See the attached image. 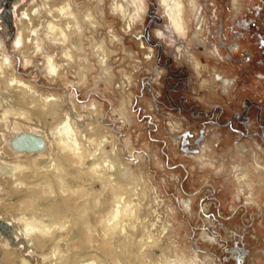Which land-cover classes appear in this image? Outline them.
<instances>
[{"label": "rangeland", "instance_id": "374dc122", "mask_svg": "<svg viewBox=\"0 0 264 264\" xmlns=\"http://www.w3.org/2000/svg\"><path fill=\"white\" fill-rule=\"evenodd\" d=\"M18 1V5L26 3L25 7L30 2V0ZM241 1L242 13L234 15L232 0H200L204 7L206 23L203 35L206 37L207 48L216 46L218 40L216 31L221 22L225 26V40L230 41L237 36L238 29L234 26V16L239 19L256 0ZM38 2L42 3V0ZM65 2L71 3L80 22L82 51L71 49L70 39L63 42L60 35H55V39L52 37L53 39L44 42L41 40L38 47L39 54L32 56L29 58L31 61L27 62L22 55V50L25 48L17 50L13 45L19 26L16 24L15 16L14 37L11 40L7 39L6 36L9 34L4 30H0V35L4 39L6 51L13 60L9 71L17 75L18 80L38 88L43 97H55V99L60 97L61 102L64 100L67 110L72 106L73 101L77 111L81 113V119H85L86 122L91 121L88 118L92 110V114L99 118L95 124L101 123L99 127L109 134V137L112 135L108 133L110 130L117 134L119 144H116V148L120 149L121 163L130 166L133 172L134 183L131 186L134 188V193L132 192L128 198L137 203L139 217L133 219L124 216L122 224H126L128 230L134 234L120 230L118 234L110 233L106 236L104 227L107 220L101 222L98 220L100 230L96 229L88 233L89 231L85 229L92 243H87L86 249L89 251L84 254L80 262L96 260L95 264H123L120 259L112 258L109 254L113 236L116 235L124 238L125 248L130 247L129 253H122L124 260L129 262L135 254L145 252L144 254H150L144 258L145 264H157L161 260L163 264L175 262L177 264H264V150L258 149L257 143L262 144L263 149L264 144L259 137L244 136L242 141L248 147L257 150L259 159L255 158V154L252 156L240 151L235 146L238 133L233 131L232 127L211 123L204 114L197 116L193 111L177 108L171 103L167 93L169 66L172 69L187 66L195 82L202 77L212 80L213 73L216 70L221 71L235 79L233 86L236 87L235 92L231 88L229 92L224 93L221 87L218 92L207 90L193 83L191 89L190 87L186 89L189 98L186 104L191 106L196 103L197 107L210 113L213 106L220 103L228 110L222 117L224 119L234 110L242 107L240 100L242 96L262 95L255 79L256 74L250 73L247 80L242 73L247 65H238L232 72L231 66L234 65L232 60L227 58L225 61L219 60L212 54L208 55L204 52L206 51L204 45L197 44L192 38L195 22L193 11L190 9L187 12L188 37L183 39L177 34L174 44L164 39L163 52L158 63V46L155 42L159 39L155 35V28L159 24L152 23L149 31L150 40L144 35L145 28L153 20L150 13L146 14L147 8H150V12L155 11L153 2L156 3L157 0H142L140 4L136 0H57L58 5ZM226 2L230 3V8L225 4ZM159 7L160 13L165 18L163 20L165 23L168 22L165 9L161 5ZM44 16L39 17L40 19L35 18V24L41 18L44 23L50 19H46V13ZM86 16L93 18L95 24L89 23ZM41 30L45 32V28ZM44 32L41 33L44 35ZM236 38L240 40L241 48L249 46L238 36ZM59 39L61 41L58 45L56 41ZM141 39L145 43H141ZM100 41L106 45L108 74L105 75L103 82L96 83L105 74L103 65L94 51ZM149 44L154 47L152 57H149L150 51L146 47ZM178 45L182 47L179 57L175 52ZM26 46L32 51L33 48L35 50V44L32 42L27 41ZM44 46L57 57L61 65L59 76L49 75L42 65L46 62L45 49L41 50ZM64 48L73 50V61L64 54ZM220 49L222 54L226 53L225 47ZM168 56L173 58V62L168 60ZM85 58H87L85 77L82 78L79 70L83 68L82 63ZM157 66L162 72L158 77L155 75L154 83L149 84L148 80L152 79L150 68ZM9 71L6 70L5 78L11 77ZM207 72L211 73V76H207ZM3 78L0 75V79ZM207 81L209 80H205ZM13 87L19 89L21 85L15 83ZM148 87L159 93L158 98L153 97ZM0 88V91L5 90L4 87ZM170 94L175 99L173 101L177 102V94ZM202 96L205 98L203 99ZM40 99L37 97V100ZM122 112H125L124 115L121 114ZM52 120L53 118L50 117V121ZM180 120H183V125L175 127L173 124ZM74 121L78 122L79 117H75ZM3 127L1 123L0 135L5 138L8 133ZM236 127L246 130L244 124ZM201 128L206 129V138L198 137ZM252 128V130L256 129ZM175 135H181L184 140L182 139V142L175 140ZM204 139L207 140L201 150L200 143ZM113 148L112 143H107L106 153L111 152ZM9 149L8 147L6 150L11 155H16ZM197 153L199 154L194 155ZM259 160L262 162L260 167H258ZM92 172L90 173L94 184L92 192L95 196L101 197L107 193L108 183L103 180L104 178H95ZM42 174L40 171L38 177L41 178ZM44 184L42 182L41 186L44 187ZM23 189L26 190L25 186ZM6 196L8 197L1 188L0 197L2 202L4 201L3 204L7 203ZM0 218L7 220L5 216ZM96 219L98 215L92 217V221ZM58 232L61 233V230ZM0 234L4 237L0 243V255L6 264L11 263V258L6 257L5 252L15 249H21L20 252L29 258L30 264H51L44 257L41 258L44 255L37 252L36 247L30 252V247L26 248L28 243L23 241V238H17L13 231L12 236L4 235L1 230ZM126 235L129 237L126 238ZM69 236H71L70 230L66 231L63 237L66 239ZM5 238H9L10 246L4 243ZM101 239L105 241L102 242ZM81 247L72 246L71 250H82ZM125 248L123 250L127 252ZM40 251L51 253L49 246L40 248ZM99 252L107 255L104 261L102 256H99Z\"/></svg>", "mask_w": 264, "mask_h": 264}, {"label": "bare ground", "instance_id": "6f19581e", "mask_svg": "<svg viewBox=\"0 0 264 264\" xmlns=\"http://www.w3.org/2000/svg\"><path fill=\"white\" fill-rule=\"evenodd\" d=\"M178 1V15L174 18L173 26L177 34H183L181 36L185 37L189 28L188 19H186L188 15L186 17L185 4L182 0ZM40 2L30 0L27 7L20 13L16 10L15 21L19 26L13 41L14 48L17 50L25 48L22 50V55L27 62H30L29 58L39 54L38 47L41 40L44 42L55 39V35H60L63 42L71 40V49L82 51L81 26L71 3L65 2L58 5L57 0ZM160 3H164V0L163 2L160 0ZM190 4L194 16L197 13V1L190 0ZM45 13L46 19H50L44 23L41 18L35 24V18L44 16ZM86 19L93 25L96 22L89 16H86ZM189 20L191 21L192 18ZM42 28H45V32L41 30ZM41 32H44V35ZM27 41L35 44V50L33 48L32 51L26 46ZM60 41L61 39L56 41L58 45ZM45 48L47 47L44 46L41 50L44 51ZM72 51L64 48V54L73 61ZM94 51L105 73L99 78L100 80L96 81L101 83L108 74L104 42L101 41ZM44 52H46V62L41 63L44 69L49 75L59 76L61 65L57 57L50 50L45 49ZM86 60L87 58L83 60L84 66L79 70L82 78L85 77ZM12 64L13 60L5 49L4 40L0 39V75L4 77L0 79V87L5 89L0 91V122L8 133L5 138L0 135V190L2 188L8 195L5 204L0 197V216H5L6 221L12 225V231L17 238H23V241L28 243L26 248L30 247V252H33V248L36 247V251L44 255L41 258L44 257L51 264H95L96 260L80 262L84 254L89 251L86 249L87 243H92L85 229L89 231L88 233L96 229L100 230L98 220L99 222L107 220L104 227L106 236L110 233L118 234L120 230L124 233L131 232L126 224H122L123 217L129 216L133 219L139 217L137 203L128 198L134 190L131 186L134 183L131 167L121 163L120 149L116 148L119 144L117 134L110 130L108 132L112 134L110 139L111 136L109 137V134L99 127L101 123L95 124L99 118L92 114V110L88 118L91 121L86 122L85 119H81V113L77 111L73 101L72 106H69L67 110L64 100L62 99L61 102L60 97L56 99L43 97L38 88L18 80L17 75L9 71ZM6 70L10 72L11 77L5 78ZM15 83H19L21 88L15 89L13 87ZM37 97L41 99L37 100ZM124 113L121 114L124 115ZM50 117L53 118L52 121ZM75 117H79L78 122L74 121ZM99 135H101L100 138ZM107 143L114 145L113 150L108 153H106ZM8 147L16 155H11L6 150ZM40 171L43 173L41 178L38 177ZM91 172L95 174V178H104L103 180L107 181L108 190L105 195L95 196L92 192L94 184L93 176H90ZM42 182L45 183L44 187L41 186ZM24 186L26 190L23 189ZM96 215L98 219L92 221V217L95 218ZM60 230L61 233L58 232ZM69 230L71 236L65 239L63 236ZM113 237L112 249L109 250L112 258L120 259L123 264H145L144 258L150 254H144L145 252L135 254L130 262L124 260L122 253H129L130 247L126 245L129 248H125L124 238L116 235ZM127 237L129 236L126 235ZM3 238L0 234V243ZM4 241L6 245H11L9 238H5ZM101 241L105 240L101 239ZM45 246L50 247V254L40 251V248ZM72 246H82L81 249H83L72 251ZM123 248L128 251L125 252ZM20 250L5 252L6 257L11 258V263L8 264H30L29 258L25 257ZM99 256H102L104 261L107 255L102 252ZM0 264H6L1 255ZM157 264H163L162 260Z\"/></svg>", "mask_w": 264, "mask_h": 264}, {"label": "flooded vegetation", "instance_id": "af4514ba", "mask_svg": "<svg viewBox=\"0 0 264 264\" xmlns=\"http://www.w3.org/2000/svg\"><path fill=\"white\" fill-rule=\"evenodd\" d=\"M136 1L137 3L139 1V4L142 3V0H136ZM196 1L198 4V7L196 10L197 13L196 15H194L195 28L192 34V38L196 41L197 44L204 45L203 48H205L206 50L204 52H206L208 55L212 54L213 57H215L216 59L223 60V61L226 60L225 58H227L228 60H232V63H234V65L231 66L232 72L236 70L238 65H241V66L247 65L246 69L244 68L242 73L243 75H245L247 80H248V77H250L251 75L250 73L256 74L255 79H256V82L258 83L257 85L262 95L260 97L252 96L250 94H246L242 96V98L240 99L242 100V107L240 109L234 110L230 116L222 119V117L225 115L227 111V108L224 105L220 103L215 104L210 113L207 112L205 109L197 107L196 103H193V105L188 106L186 103H187V100H189V98L187 96L186 89L187 87H190L191 89L192 84L195 83V84H198L200 88H205L207 90H213V91L218 92L219 87H221L224 93L229 92L231 88L232 90L234 89V92H235L236 87L233 88L235 84V79L229 76H226V74L222 73L221 71L216 70L213 73L212 80L207 77H202L197 82H195L193 80V77L191 76V72L189 71L188 67L183 65L182 68H179V69H172L171 66H169L170 76L167 77V82L169 84L168 92H167L169 100L177 108H185L186 110L193 111L195 114L197 113V116L201 114L206 115L210 120L209 122L211 123L215 122V124L217 125L232 127L233 131L238 133V138L237 140H235L236 148L252 156L253 154H255V158L259 159L257 150L253 147H248L247 145H245L244 142L242 141V137L244 136L249 137V138L259 137L262 143L264 144V0H256L253 4H251L249 10L247 12H244L243 15L239 19L236 18V16H234L235 17L234 26H236V29H238L236 32L238 38H241L242 41H245L247 42V44H249V46H246L244 48H241V42L239 39L236 38L237 36L230 41L225 40L226 39L224 36L225 26H224V23L222 22L219 23L217 31H216V37L218 39L216 46L212 48H209V47L207 48V46H205L206 37L203 35L205 31V23H206L205 14L203 11L204 7L202 3L200 2V0H196ZM232 1H233L232 9H233L234 15H237L239 12L242 11L243 3L241 0H232ZM18 2L19 1L16 0L12 5L13 15L15 17L17 16V14L15 13H16V9L18 6ZM182 2L185 4L186 12H188L189 9L191 10L190 0H186V1L182 0ZM156 4H157V10H156L157 14L161 15L163 19H165L164 16L160 13L159 5H161V7L165 9L164 13L167 15L168 22L165 23L164 20L161 22V20L158 17L152 16L153 20L150 21L151 25L154 22L156 24H159L158 27L155 28V33L157 29L164 30L163 26L165 24L172 25L173 27L172 33H166V35H169L171 39L175 40L177 32L173 26V21H174V18L177 17L178 15L179 1L178 0H164V3H160V0H157ZM225 4L228 6V8H230L229 2H226ZM139 7L140 6H138V9ZM149 10L150 8L148 7L146 14L149 13ZM186 17H187V13H186ZM188 24L189 22L187 21V25ZM0 30H4L5 32H8L7 28L3 26L2 20H0ZM188 31H189V28H188ZM6 37L7 39L10 38L9 35H7ZM180 37L183 39L187 38L188 32L185 37L181 35ZM0 39H3L1 35H0ZM140 42L145 43L143 39H141ZM163 43H164V40H160V39L155 42V45L158 46V58H157L158 63H160L159 61L162 56ZM146 47H148L150 51L149 57H152V55L154 54L153 45L149 44L148 46L146 45ZM220 47L226 48L225 54H222ZM181 49L182 47L178 45L175 50L177 57L181 55V51H182ZM236 53L238 54L236 55ZM168 60L173 62V58L171 56H168ZM191 65L193 66V63H191ZM205 69L206 68H203V70ZM160 72H162V69L158 66L152 69L150 68V73H152V79L148 80L149 84H151V82H153L154 79H156V77H158L161 74ZM200 76H202V74H200ZM207 76H211V73L207 72ZM207 79L209 81L205 82V80ZM170 80H172V82ZM148 88L151 90L153 97L155 99L158 98L159 93L155 92L150 87ZM170 93L177 94L176 96L177 102L173 101L175 99L173 96H171ZM202 98L204 99L205 97L202 96ZM235 100H238V99H235ZM251 117H253V119ZM240 124H244L246 128L245 131L241 130L239 127H236V125L239 126ZM173 125L175 127H181L183 125V120H180L178 123L173 124ZM252 127H255L256 129L252 130L253 129ZM205 133H206V129L201 128L198 132V135H199L198 137L200 139H203L206 136ZM215 135L216 134H213V136ZM174 138L175 140H178L180 142L184 140L181 135H175ZM206 140L207 139H204V141L200 143L201 150ZM257 148L260 150H264L263 145L259 143H257ZM199 153L194 154V155H198ZM190 155L193 156V154L191 153ZM260 163L262 162L259 160L258 167H260Z\"/></svg>", "mask_w": 264, "mask_h": 264}, {"label": "water", "instance_id": "95a60500", "mask_svg": "<svg viewBox=\"0 0 264 264\" xmlns=\"http://www.w3.org/2000/svg\"><path fill=\"white\" fill-rule=\"evenodd\" d=\"M15 1L16 0H0V8L2 9V11L0 12V20H2L3 26L7 28L10 40L14 37V34H15L14 15H13V9H12V5ZM153 4H154L155 11L150 12L149 10V13L153 17H158L162 22L163 17L157 14L156 12L157 4L155 2H153ZM25 6H26V3H20L16 9L17 13H20L25 8ZM150 26H151V22L145 28V31H146L145 36L147 37L148 40H149ZM0 230L5 235L12 236L13 227L5 219L0 218Z\"/></svg>", "mask_w": 264, "mask_h": 264}, {"label": "clouds", "instance_id": "9594fccd", "mask_svg": "<svg viewBox=\"0 0 264 264\" xmlns=\"http://www.w3.org/2000/svg\"><path fill=\"white\" fill-rule=\"evenodd\" d=\"M162 2H163V0H162ZM141 11H143V8H141ZM163 29L164 30H160V29L156 30V33H155L156 37L160 40L168 39L169 43L174 44L176 41L174 39H171V37L169 35H166V33H172V31H173L172 25L165 24L163 26ZM181 35H183V34H181Z\"/></svg>", "mask_w": 264, "mask_h": 264}, {"label": "crops", "instance_id": "0c3cea01", "mask_svg": "<svg viewBox=\"0 0 264 264\" xmlns=\"http://www.w3.org/2000/svg\"><path fill=\"white\" fill-rule=\"evenodd\" d=\"M228 111V110H227ZM228 117V116H227Z\"/></svg>", "mask_w": 264, "mask_h": 264}, {"label": "snow or ice", "instance_id": "6c2138e0", "mask_svg": "<svg viewBox=\"0 0 264 264\" xmlns=\"http://www.w3.org/2000/svg\"><path fill=\"white\" fill-rule=\"evenodd\" d=\"M54 71V70H53Z\"/></svg>", "mask_w": 264, "mask_h": 264}]
</instances>
